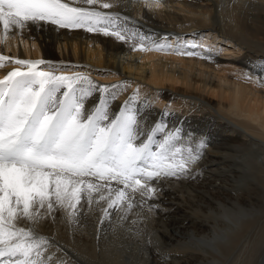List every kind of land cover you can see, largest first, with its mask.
<instances>
[{
  "label": "bare ground",
  "instance_id": "1",
  "mask_svg": "<svg viewBox=\"0 0 264 264\" xmlns=\"http://www.w3.org/2000/svg\"><path fill=\"white\" fill-rule=\"evenodd\" d=\"M105 2L113 7L103 11L120 14L130 28L149 34V45L165 37L176 45L179 37L181 44L199 45L196 51L211 48L212 59L151 47L139 51L131 40L50 24L9 35L0 54L67 66L64 74L83 73L99 85L127 81L113 111L138 90L145 121L163 118L207 145L193 165L194 178L157 182L163 191L158 188L152 204L158 210L149 211L136 194L139 207L127 221L113 212L110 224L101 225L100 212L85 208L77 228L57 213L54 224L39 229L53 241V257L69 264L120 259L108 239L118 229L142 264H225L232 256V264H264V82L256 68L264 60V0ZM13 67L0 69V78ZM222 211H230L233 222L225 224ZM92 216L97 230L90 235L86 225ZM237 250L241 256L235 257Z\"/></svg>",
  "mask_w": 264,
  "mask_h": 264
},
{
  "label": "snow or ice",
  "instance_id": "2",
  "mask_svg": "<svg viewBox=\"0 0 264 264\" xmlns=\"http://www.w3.org/2000/svg\"><path fill=\"white\" fill-rule=\"evenodd\" d=\"M143 2L150 6L158 0ZM82 5L0 0V44L26 28L50 24L131 40L139 51L151 47L212 59L211 48L196 51L199 45L181 44L179 37L176 45L167 37L149 45L151 36L130 28L128 18L122 22L120 14L103 11L113 7L105 0H82ZM8 64L15 67L0 78V264H69L53 257V241L39 231L46 222L54 224L57 213L72 227L85 208L100 212L101 225L110 224L113 212L127 221L139 207L136 194L149 203V211L158 210L152 204L157 182L194 178L193 165L202 159L207 140L182 126L169 127L163 118L149 124L137 107L138 90L113 111L127 81L99 85L83 73L64 74L67 66L0 54V69ZM256 68L264 82V60Z\"/></svg>",
  "mask_w": 264,
  "mask_h": 264
},
{
  "label": "rangeland",
  "instance_id": "3",
  "mask_svg": "<svg viewBox=\"0 0 264 264\" xmlns=\"http://www.w3.org/2000/svg\"><path fill=\"white\" fill-rule=\"evenodd\" d=\"M135 197H136V195H135ZM229 212L230 211H222L221 212L222 220L223 221L224 220L227 221V222H224L225 224H228L229 222L231 223V221L233 222V220H230V218L231 219H235L234 217H232L230 215ZM94 218L95 217L92 216L90 218V223L86 225L88 230H89L90 235L94 234L96 232V230H97V227H94L93 224H92L93 221H94ZM77 228H80V226H77ZM108 239H109L112 247L114 248L115 252L118 254L120 259H96L99 262V264H142L141 259H136V254H135V257H134V254L129 249L128 244L125 243V239H123V236L120 234L118 229H112L110 231V233H109ZM248 246H249V244H248ZM238 251L239 250L236 251L237 253H235V257L241 256V255L238 254ZM262 251L263 250H261V252ZM231 259H234L233 256H232V258L227 259V262H225V264H232V262H231L232 260Z\"/></svg>",
  "mask_w": 264,
  "mask_h": 264
}]
</instances>
